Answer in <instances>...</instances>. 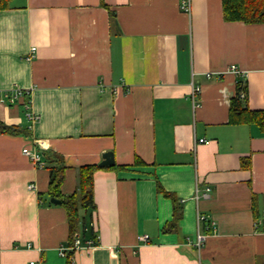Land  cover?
<instances>
[{
    "label": "crops",
    "instance_id": "0c3cea01",
    "mask_svg": "<svg viewBox=\"0 0 264 264\" xmlns=\"http://www.w3.org/2000/svg\"><path fill=\"white\" fill-rule=\"evenodd\" d=\"M8 2L0 93L29 90L38 119L0 105V122L23 130L0 133V264H264V131L230 122L237 80L242 106L264 112V23L225 21L221 0H190L188 14L181 0ZM107 152L82 248L60 256L67 219L46 195L44 155L62 158L67 196ZM197 213L216 227L200 249Z\"/></svg>",
    "mask_w": 264,
    "mask_h": 264
},
{
    "label": "trees",
    "instance_id": "16d2710c",
    "mask_svg": "<svg viewBox=\"0 0 264 264\" xmlns=\"http://www.w3.org/2000/svg\"><path fill=\"white\" fill-rule=\"evenodd\" d=\"M8 1L10 0H0V11L8 7ZM221 4L223 19L227 22L264 23V0H221ZM244 89L242 81L237 80L236 95L230 103V122L233 124L253 123L264 131V112L248 110L247 107L242 106L238 98L239 90L244 91ZM22 132L23 130L15 126L10 127L0 122V133L14 135ZM44 157L49 164L47 166L49 182L46 195L51 199L56 198V200H59L60 205L64 208L68 226V240L69 245H71L73 234H80L85 231V217H82L80 212L94 209L92 178L93 173L100 167L97 165L79 167L77 169V187L75 191L72 194L63 196L60 190L66 170L63 160L53 153L44 155ZM158 190H161V188L158 187ZM162 193L164 196L169 197V194L163 191ZM173 217L176 221V214ZM91 238L95 239L94 236H91Z\"/></svg>",
    "mask_w": 264,
    "mask_h": 264
},
{
    "label": "built area",
    "instance_id": "2783aa9c",
    "mask_svg": "<svg viewBox=\"0 0 264 264\" xmlns=\"http://www.w3.org/2000/svg\"><path fill=\"white\" fill-rule=\"evenodd\" d=\"M179 8L182 12L188 14L190 13V0H181L179 4ZM35 51V48L30 49V55L27 56V60H30L33 57V53ZM229 72H232V74L237 75H243L240 70L236 68V66H231L228 69ZM240 77V76H239ZM243 86V84H242ZM200 93V87L198 85H193L192 91H191V105L194 108L198 106V102L195 100L197 96ZM30 98V91L29 90H24V88H20L18 86H11L8 89L2 91L0 93V105L3 106H13L15 104H20L23 106L25 110V118L29 122L30 125L35 123V121L38 119L37 116L31 112L30 110V104H31V99ZM238 98L239 99H244L245 94L243 90H239L238 92ZM197 142L199 143H206L204 139H199ZM24 154L36 165L39 167H42L44 163L40 159V155L36 151H32L29 149H24ZM28 189H33V185H28ZM210 189V188H209ZM208 187L205 188L202 196L207 197V193L210 191ZM197 193V190H195V195ZM197 198V196L195 197ZM216 232V227L212 221H209L203 214L197 213L196 214V235H195V241L192 243L193 246H195L196 249H200L205 241V238L210 235L214 234ZM73 240L72 244L68 246V248H59V255L60 256H65L66 251H78L82 248V241L80 238V235L78 233L73 234ZM140 241L147 242L148 237L146 235L140 236L138 238ZM91 244H94L92 241L86 242V245L89 246ZM66 250V251H65ZM30 264H35L34 262H30Z\"/></svg>",
    "mask_w": 264,
    "mask_h": 264
},
{
    "label": "water",
    "instance_id": "95a60500",
    "mask_svg": "<svg viewBox=\"0 0 264 264\" xmlns=\"http://www.w3.org/2000/svg\"><path fill=\"white\" fill-rule=\"evenodd\" d=\"M111 165H113V155H112V153H110V152L104 153L102 155V160L99 163V167H109ZM50 202L52 204H55V205L56 204H60V201L56 200V198L55 199H53V198L50 199Z\"/></svg>",
    "mask_w": 264,
    "mask_h": 264
}]
</instances>
